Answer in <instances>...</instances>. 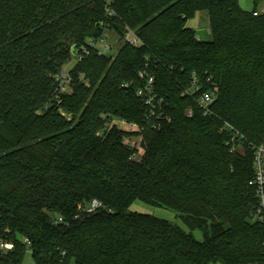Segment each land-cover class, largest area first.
Listing matches in <instances>:
<instances>
[{
  "label": "trees",
  "instance_id": "1",
  "mask_svg": "<svg viewBox=\"0 0 264 264\" xmlns=\"http://www.w3.org/2000/svg\"><path fill=\"white\" fill-rule=\"evenodd\" d=\"M254 3L0 0V244L13 245L0 264L28 251L36 264L264 263L249 185L250 145L264 141V14H253L264 0ZM200 11L212 40L188 26ZM129 29L140 45L123 42ZM108 33L115 54L76 59ZM150 77L163 104L149 120L137 91ZM205 91L216 93L209 113ZM93 199L103 206L86 213ZM136 200L175 210L189 230L130 210Z\"/></svg>",
  "mask_w": 264,
  "mask_h": 264
},
{
  "label": "built area",
  "instance_id": "2",
  "mask_svg": "<svg viewBox=\"0 0 264 264\" xmlns=\"http://www.w3.org/2000/svg\"><path fill=\"white\" fill-rule=\"evenodd\" d=\"M253 14L258 16L260 14H264V3L261 9H256ZM119 41L112 35L106 34L99 38H89L87 39V43L79 48L74 50V56L77 60H81L86 55H89L93 50H96L99 55H110L113 54L114 48L118 45ZM123 42H127L130 45L138 46L141 43V39L136 35V33L129 29L123 38ZM141 77H144V72L140 73ZM58 80L61 85V91L67 90V84L70 82L69 74L66 72H62V74L58 77ZM194 88L190 92V94H194L199 90V86L197 85V81L193 82ZM138 96L143 98L147 105L151 107L150 114L148 115V119L153 115H156L157 108H159L163 104V99L158 97V94L154 90V78L150 77L147 79L145 86L141 87L137 91ZM216 99V93L214 91H205L201 94L198 102L199 105L203 108L206 113L210 112V106ZM160 117V116H159ZM126 123L125 121H121ZM159 123V122H158ZM158 123H154V126H157ZM128 124V123H126ZM157 124V125H156ZM132 128L130 130H136L138 128L137 124H128ZM229 129L233 130V127L228 125ZM135 141L132 142V146H135ZM250 147L254 151V162H253V176L249 181V185L255 191L256 204L253 213V218L255 221L260 223H264V141L260 144L250 145ZM242 150L239 148H232V151ZM103 204L101 201L97 199H93L85 208L86 213H93L96 210L102 208ZM25 242L28 244L30 241L25 239ZM1 247L10 249L13 247L10 243L2 242L0 244ZM264 264V263H263Z\"/></svg>",
  "mask_w": 264,
  "mask_h": 264
},
{
  "label": "rangeland",
  "instance_id": "3",
  "mask_svg": "<svg viewBox=\"0 0 264 264\" xmlns=\"http://www.w3.org/2000/svg\"><path fill=\"white\" fill-rule=\"evenodd\" d=\"M241 7L246 11L253 10L256 5L254 3V0H240ZM262 4L257 5V9L262 8ZM188 26L195 29L197 32V36L202 40H212L213 35L210 31V22H209V14L207 11H200L198 12L193 18H191L188 21ZM113 35V34H112ZM118 45L115 46L114 51L112 52L115 54L120 46V42L117 43ZM75 64V60L71 61L66 65V68L69 69ZM116 123L123 129H131L132 127L124 122H121L119 120H116ZM132 211L145 213V214H151L155 215L160 218L168 219L170 221H174L179 223L181 226H183L185 229L189 230V228L183 223V221L178 216V213L170 208L167 207H160L155 206L149 203H146L142 200H136L133 202V204L129 208ZM192 233L194 236L199 239L203 240V232L200 229L192 230ZM23 264H36L33 260L32 254L30 251L27 252L24 263Z\"/></svg>",
  "mask_w": 264,
  "mask_h": 264
}]
</instances>
